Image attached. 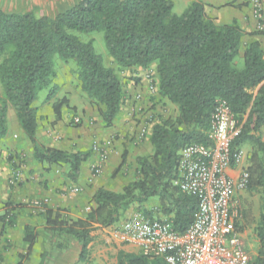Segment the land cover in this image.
<instances>
[{"label": "trees", "instance_id": "trees-1", "mask_svg": "<svg viewBox=\"0 0 264 264\" xmlns=\"http://www.w3.org/2000/svg\"><path fill=\"white\" fill-rule=\"evenodd\" d=\"M173 7L174 0H78L53 17L0 9V84L4 96L0 103V142L8 133L10 105L32 147L33 160L41 166L67 165L71 179L78 175L90 152H66L42 145L36 138L40 117L34 103L44 89H48L45 103L56 96L53 58L73 60L81 90L97 105L103 125L112 126L124 102L121 83L95 53L92 39L82 41L71 34L102 32L107 53L119 69L147 70L154 66L157 83L151 76V84L177 113L152 126L148 139L152 154L136 158V180L120 192L98 189L83 218H66L45 209L44 236L73 239L80 247L78 261H84L91 231L113 225L130 207L159 220L153 214L155 209L144 208L151 199H157L156 212L171 228L184 233L193 221L197 200L178 188L180 152L189 144H210L207 134L211 117L217 103L224 102L241 127L232 150L244 145L251 150L246 191L257 193L261 200L254 230L257 250L251 263L264 264V50L258 41L243 42L245 32L236 20L217 23L199 1H192L180 15L173 13ZM238 58L241 69L236 66ZM67 105L65 99L51 105L56 122ZM125 157L123 153L122 165ZM15 225L16 217L8 209L0 213L1 230ZM37 237L34 227L24 226L28 256ZM117 264L165 262L120 252Z\"/></svg>", "mask_w": 264, "mask_h": 264}, {"label": "crops", "instance_id": "crops-1", "mask_svg": "<svg viewBox=\"0 0 264 264\" xmlns=\"http://www.w3.org/2000/svg\"><path fill=\"white\" fill-rule=\"evenodd\" d=\"M191 1H199L203 3L205 6V13L209 17L215 19L219 24H230L233 20H236L245 32L243 42L258 41L261 44V48L264 50V34L257 32L255 29L251 5L248 3L246 4L242 0ZM232 1L235 2L230 4ZM227 3L229 5H227ZM261 5L264 11V1L261 2ZM150 68L151 70H154V66H151ZM132 70L137 73H128L127 75L131 79L125 80V90L127 92L125 95L126 99L113 123L114 125L110 128H100L97 124L91 127L86 125L82 128L80 127L64 133L65 137L68 136L65 140L64 138L59 140L63 136L61 135V131H59V126H55V129L48 128L46 134H44L43 131L39 132L40 128H38L36 138L44 146L66 152H77L82 149L89 151L90 156L80 165L79 173L74 179H71L68 176L67 165H61V168L55 166L45 170L42 169L41 166L32 163L33 159H31L30 156L27 157L28 164L21 169L20 178L16 184L17 186L14 188L4 187L5 190L1 192L0 199L2 198L5 203H20L27 200L29 203L35 200L42 201L44 203V210H36L27 204L17 210V212H19V217H17L14 228L10 229L8 232L7 237L9 240L13 238L20 248L16 249L12 246V252L16 249L17 253L20 252L27 254V247L23 243L24 226L34 227V230L38 233L37 242L40 236H44L45 220L43 214L45 209L58 211L62 217L72 219L81 218L84 211L89 209L91 198L98 189L103 188L113 192H120L122 187L130 182L129 180L126 181L125 184L117 183L115 179L111 178L115 170L119 171V175L122 173L125 174V166L130 164V162H133L134 167L137 168V154L138 152H140V154L143 153L137 149H133L135 153H132L131 155L129 154L122 165L123 143H125V137L131 139L127 136V129L135 131V136L133 137L132 142L129 144L127 143L128 145L132 144L131 146L133 147L138 145L142 130L145 129V124L141 123L140 126H136L134 122L127 120H130L132 114L137 117V113L141 110H144L142 114L147 111L144 118H153L151 124L146 127L145 140L148 141L151 134V128L156 123V118L153 117V115L160 111L159 107H164V105L168 106L169 104L166 100L161 99L157 95V88L153 91L149 90L147 70L144 71L139 68ZM151 75L156 84L157 78L154 73ZM138 99L140 101H138ZM64 115L65 113L63 109L62 118ZM49 118L51 122H56L55 118ZM61 120L57 121V123H60ZM125 121L128 123L123 125L126 123ZM20 134H22V136L19 135V140H22L24 136L22 132ZM14 135L15 133L8 123V133L2 141L3 146L6 148L11 146L15 150V153L21 152L23 149L22 147L24 146L21 141L12 143L11 140ZM91 145L92 147H90ZM95 145H99L106 150V159L102 163L97 175L95 173V167L98 165L99 159L98 155L92 152V148ZM24 150L26 151L25 148ZM11 174L12 173L7 175L4 173L3 177L9 179L11 178ZM18 185H20V187H18ZM156 207H158L157 199H151L144 204V208L148 211L155 209L153 214L156 218L162 220V222H167L165 217L156 212ZM134 208L135 207H130L113 225L101 228L100 230L98 229L94 235H91L92 240L89 244L84 261H78L80 247L78 243L73 240L70 244V249H67L66 247L62 248L60 251L56 250L53 254L54 258L51 259L52 264H117V255L120 252L130 255H139L141 252L140 248L137 245L124 242L121 234L124 224L134 215L135 212H137ZM13 231L16 235H14ZM11 242L13 243L12 240ZM36 244L33 246L31 254L37 252L38 249ZM48 264H51V262Z\"/></svg>", "mask_w": 264, "mask_h": 264}, {"label": "built area", "instance_id": "built-area-1", "mask_svg": "<svg viewBox=\"0 0 264 264\" xmlns=\"http://www.w3.org/2000/svg\"><path fill=\"white\" fill-rule=\"evenodd\" d=\"M255 29L264 34V11L260 1L252 5ZM151 74L147 73L149 90L153 91ZM79 124L78 118L74 119ZM240 125L224 102H218L208 131L209 145L189 144L179 156L177 184L180 192L197 200L192 223L182 234L169 223L150 219L141 212L124 224V242L137 245L147 258H160L165 264H252L242 236L235 228L239 209L237 197L246 191L249 172L243 152L231 144L240 133ZM98 155L97 173L106 159V150L92 148ZM21 170L12 173L11 185ZM31 208L44 210L42 201H31Z\"/></svg>", "mask_w": 264, "mask_h": 264}, {"label": "rangeland", "instance_id": "rangeland-1", "mask_svg": "<svg viewBox=\"0 0 264 264\" xmlns=\"http://www.w3.org/2000/svg\"><path fill=\"white\" fill-rule=\"evenodd\" d=\"M246 4L249 5L254 4L255 0H242ZM262 2L263 0H256ZM78 0H0V9L5 12H18V13H24V12H32L34 11L37 16H48L53 17L56 13L63 11L67 9L68 7L76 4ZM191 0H174V7H173V13L180 15L182 12L188 7V5L191 3ZM242 3V4H245ZM71 34H74L78 36L82 41H88L90 39L93 40V48L97 55H99L103 61V64L112 69L119 82L121 83V86L125 92V95L127 94L125 90V80L131 79L127 75L135 74L137 72H133L134 70H126V69H119L116 64L113 62V60L110 58V56L107 53V50L105 48L104 43V37L102 32H93L90 34H83L79 32H71ZM1 61V59H0ZM53 65H54V71H55V78L52 80V86L56 87V96L53 98V100L50 103H45V98L48 94V89H44L40 91L37 94L36 101L34 103V106L39 110V132H42L44 134L47 133V129H55V126H59V131H61V135L64 136V133H67L68 131L75 130L77 128H82L84 126H95L96 124L99 125L101 128H110L105 127L102 123L101 117L98 114L97 105L93 100H91L82 90L80 82L77 78V66L75 61L70 60L68 62L61 61L57 56L53 58ZM236 66L238 69L242 68V61L240 58L236 59ZM145 71V70H144ZM147 73H154V70H151V68H148ZM129 74V75H130ZM65 99L68 103L66 106V109H64V117L62 118L60 123L57 122H51L49 117H52L54 119V114L52 112V106L53 103H55L58 100ZM126 96H124V102H125ZM4 100L3 96V90L2 86L0 84V103ZM138 101H140L138 99ZM123 102V105H124ZM122 105V106H123ZM121 106V107H122ZM163 106V105H162ZM7 126L8 123L13 129V132L15 135L12 138V143H17L18 141H21L23 146L21 152H16L15 150L10 146L7 148L3 146V142H0V195L1 192L5 190V188H14L17 186L11 185L9 183L10 178H4L3 175L6 173L9 175L10 173H13L16 170H21L28 164L27 157H32V147L30 143L25 139V136L22 140H19V137L22 136L21 129L19 128L17 124V120L15 117L14 110L11 108L10 105H7ZM83 108V109H82ZM81 109V110H80ZM160 111L155 113L153 117H155L156 123L159 120H164L170 117H174L177 113L176 107H174L171 104L164 105V107H159ZM144 110H141L137 113V117L132 114V117L130 120L135 123L136 126H140V124H145V129L142 130V135H140V139L138 140V145H135L134 147L131 146L132 144L128 145L130 142H132L133 137L135 136V131L127 129V136L131 139H128L125 137V143H123V153L126 155L125 159L129 154H134L135 151L133 149H137L141 152H138V156H148L152 154V147L150 146L149 142L145 140V132L146 127H148L149 124H151V121L153 118L151 117H145L146 112L142 114ZM78 118L80 123L75 124L74 119ZM125 121L123 125L127 124L128 122ZM114 124H112L113 126ZM20 135V136H19ZM61 137L59 140H62L64 138L67 139V137ZM25 143V144H24ZM128 143V144H127ZM43 145V144H42ZM92 147V145L90 146ZM26 149V151L24 150ZM86 149V148H84ZM91 149V148H90ZM82 150V149H81ZM136 150V151H137ZM240 150L243 152V162L244 166H248V157L251 152L250 147L248 145H244L240 148ZM30 152V155H29ZM32 161V160H31ZM32 163L39 165L34 160ZM126 163V162H125ZM42 169H49L55 166H41ZM62 167V166H57ZM121 167V166H120ZM119 167V168H120ZM125 174L119 175V171L115 170L113 173V176H111L112 179H115L116 182L125 184L126 181L132 182L138 178V173L136 168L134 167V163L130 162V164H127L125 166ZM5 170V171H4ZM21 172V171H20ZM98 173H96L97 175ZM12 176V174H11ZM128 182V183H130ZM126 185V184H125ZM5 187V188H4ZM20 187V185H18ZM15 201V200H14ZM16 203V202H15ZM10 202L5 203V201L0 199V213H4L5 210H9L11 214L15 215L16 220L17 217H19V208H21L23 205H29V201L16 203ZM237 206L239 209L238 217L235 221V228L239 231V233L242 236V240L245 246V250L252 259L257 250V238L255 236L254 230L259 222L260 218V206H261V200L260 196L257 193H250L248 191H244L240 193L237 197ZM89 212V209L87 211H84L81 218H83L87 213ZM167 221V220H166ZM1 227V226H0ZM12 229V228H10ZM10 229H3L0 228V264H48L52 261L51 259L54 258V253L56 250L60 251L62 248L70 249V244L73 242V239L67 238L66 236H54V237H45L40 236L38 239V242L36 244L37 252L32 253L30 256L24 253L16 252L17 248H20L17 245V242L11 238L7 237L8 232ZM100 230L101 228H95L91 231V235H94L96 231ZM12 231V230H11ZM14 235L15 232L13 231ZM46 235V234H45ZM14 246V252L11 251V247ZM43 255V256H42ZM57 258V257H56ZM79 264V263H75Z\"/></svg>", "mask_w": 264, "mask_h": 264}]
</instances>
